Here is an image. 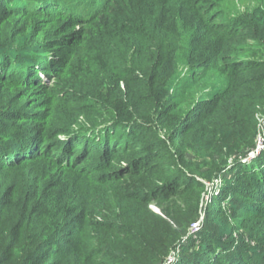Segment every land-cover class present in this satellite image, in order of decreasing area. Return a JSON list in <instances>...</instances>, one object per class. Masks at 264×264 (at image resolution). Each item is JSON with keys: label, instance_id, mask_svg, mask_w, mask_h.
<instances>
[{"label": "trees", "instance_id": "obj_1", "mask_svg": "<svg viewBox=\"0 0 264 264\" xmlns=\"http://www.w3.org/2000/svg\"><path fill=\"white\" fill-rule=\"evenodd\" d=\"M260 110L264 0H0V263L264 264Z\"/></svg>", "mask_w": 264, "mask_h": 264}, {"label": "rangeland", "instance_id": "obj_2", "mask_svg": "<svg viewBox=\"0 0 264 264\" xmlns=\"http://www.w3.org/2000/svg\"><path fill=\"white\" fill-rule=\"evenodd\" d=\"M253 4H255V3H253V2L251 1L249 7L253 8V7H254ZM239 7H240L241 10L245 9L242 5H240ZM263 112H264V110H260V112H259L258 115H257V119H258V122H259L258 130H259V133H260V134L258 133V134H257V137H256V143H257V146H258V144H259L260 139L262 140V138H263V134H264V113H263ZM251 154H252V153H251ZM249 157H250V158H253V157H251V155H249ZM228 164H230V162H228ZM220 182H221V179H220V178L217 179V180H214V181H213V183H214L215 185H219ZM205 184H206V188L208 189L209 196H210L211 193H213L214 186H212V183H211V184H209V183H205ZM209 196L207 197L208 200H209ZM149 208H150L151 210L157 212V213H160L159 210L156 208V206H155L154 204H152V203L149 205ZM202 221H203V219L200 220V221L198 222V223H199V226H198V227H200ZM192 230L195 231L194 229H192ZM198 230H199V229H198ZM191 232H192V231H191ZM175 254H176V253L173 252V251H170V252L168 253V256H169V262H168V263H170V262L172 261L171 259L174 258V255H175ZM0 264H12V263H11V261H9V262H4V263L2 262V263H0Z\"/></svg>", "mask_w": 264, "mask_h": 264}, {"label": "built area", "instance_id": "obj_3", "mask_svg": "<svg viewBox=\"0 0 264 264\" xmlns=\"http://www.w3.org/2000/svg\"><path fill=\"white\" fill-rule=\"evenodd\" d=\"M259 134H260V133H259ZM263 136H264V134H263ZM262 148H263V147H262V140L260 139L259 144H258V146H257V148H256V150H255V152H253L252 154H250L251 157H255V156L259 153V151H260ZM249 158H250V157H249ZM198 226H199V223H198V222L191 226V231H192V233H195V232L198 231V229H199ZM192 229H194L195 231H193Z\"/></svg>", "mask_w": 264, "mask_h": 264}]
</instances>
